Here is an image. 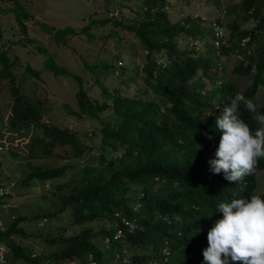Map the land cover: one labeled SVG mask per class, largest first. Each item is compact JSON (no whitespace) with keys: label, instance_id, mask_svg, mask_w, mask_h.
I'll return each mask as SVG.
<instances>
[{"label":"trees","instance_id":"1","mask_svg":"<svg viewBox=\"0 0 264 264\" xmlns=\"http://www.w3.org/2000/svg\"><path fill=\"white\" fill-rule=\"evenodd\" d=\"M6 2L0 6V12H9L11 22L8 28L0 24V89L5 87L10 97L8 124L16 131L24 127L40 130L26 143L27 157L48 155L55 146L64 145L59 155L68 158L56 166L32 165L18 183L26 185L33 178L48 182L62 177L74 161L83 158L84 150L94 147L97 162L96 166L88 165L87 170L83 164L80 174L68 177L72 183L58 182L50 190V195L59 198L58 205L37 215V219L47 216L59 220L54 234L42 233V241L48 247L33 252L28 244L16 240L17 236L22 239L41 235L40 231H27L18 225L27 217L24 214L0 226V244L6 257L16 264H85L90 253L92 259L106 264H150L155 260L158 264H206L202 252L190 255L192 247L202 245L205 250L209 246L207 234L223 216L216 213L219 203L250 198L255 173L235 184L227 181L223 172H212L209 161L216 158L221 133L215 127L216 119L206 116L204 111L214 97L223 110L230 106V98L237 92L247 98L255 91L264 67V0H241L240 20L252 18L253 26L243 28L234 20L228 34L222 29L228 42L236 39L240 47L255 44L253 55H248L250 61L254 56V74L241 91L232 78L218 69V57L229 54L230 48L224 44L216 48L208 22L201 24L188 13L170 20L173 14L167 10L168 0H139L138 9L119 1V11L124 6L133 14L134 18L126 22L117 13L108 14L110 10L105 6L100 17L91 18L79 31L88 34L92 23L109 24V33L118 37L119 31H123L131 37L127 39L128 47L135 49V55L119 47L116 55L111 53L116 62L83 61L99 87L100 99L87 92L79 74L68 72L54 61L52 52L35 43L28 35L25 21H33L52 40L62 44L66 36L78 33L77 30L34 19L18 0ZM16 44L33 45V49L44 54L43 67L54 74L68 73L76 80V107L69 108L65 103L62 107L73 116L96 120L93 128H76L69 124L68 116L66 122L53 123L48 118L51 103L46 91L34 89L32 97L23 92L24 76L37 78L39 70L18 61L11 49ZM216 49L218 56L214 54ZM122 54L126 56L124 61ZM250 68V63L236 61L230 72L236 78ZM97 72L109 74L108 82L118 79L117 86L103 83ZM125 73L127 78H123ZM218 76L221 82L214 85ZM137 79L141 86H137ZM129 81L134 84L132 91L126 85ZM123 82L126 86H120ZM240 111L242 119L252 127L255 121L243 105ZM258 111L263 113L264 105L258 106ZM93 135L95 143L89 142ZM37 145L38 149H34ZM257 169H264V159L258 162ZM137 201L140 206L134 209ZM121 219L133 225L128 228ZM38 222L40 226L42 223ZM91 222H95V227ZM69 225H76L77 229L66 233ZM117 229L119 234L113 237ZM106 236L109 243L104 245ZM161 247L170 248L169 260H162Z\"/></svg>","mask_w":264,"mask_h":264},{"label":"rangeland","instance_id":"2","mask_svg":"<svg viewBox=\"0 0 264 264\" xmlns=\"http://www.w3.org/2000/svg\"><path fill=\"white\" fill-rule=\"evenodd\" d=\"M22 3L24 8L28 10L34 19L43 21L51 26H72L78 33L66 36V42H55L52 40L49 33L41 31L39 27L31 20H26L28 26V35L32 36L35 43L42 44L46 47L47 52H52L54 61L66 68L68 72L79 74L82 79V85L85 86L88 93L91 96H97L101 98L99 87L93 82L92 73L85 68L84 62L100 61L105 59L110 62H116V52L119 47L127 49L128 54L135 55V49L128 47L127 39L131 37L123 32L119 31L118 37L112 32L109 33V24L92 23L89 26L88 34L79 31L80 28L86 24L91 18H98L103 14L105 6L109 8L111 13L116 11V16L123 18L126 22L130 18H134L131 11H127L124 6L120 11L119 3L124 2L132 9H138L140 6L139 0H18ZM120 1V2H119ZM167 10L172 12L171 19L178 18L179 16H185L187 13L192 17L196 15L199 17L201 24H207V18L211 15L219 13V7L224 5L227 9L226 15L223 17V26L225 34L229 32V24L232 21H237L240 27L249 28L253 26L254 21L252 18L241 21V0H168ZM7 4L6 0H0V6ZM11 16L9 12H0V24L5 28H8L11 22ZM128 18V19H127ZM239 22V23H238ZM246 38H244L245 40ZM243 40V41H244ZM231 47L233 50L242 47L239 46V41L236 39L231 41ZM8 41H6V44ZM5 44V45H6ZM183 45L182 42H180ZM33 45H12L11 49L18 55L19 62L30 64V66L39 70V76L37 78L29 77L27 74L24 76V82L22 83V89L29 97L33 95L32 90L43 89L46 91L48 101L51 106L48 111V118L53 123L66 122L67 118L71 119L69 124L79 128L85 129L87 127L93 128L96 125V120L87 116L76 117L70 114V112L62 107V104H67L69 108L74 109L76 107V101L74 96V90L77 87L76 80L68 73L54 74L51 70L43 67L42 60L44 54L33 49ZM131 48V49H130ZM215 51V50H214ZM114 52L115 55L111 54ZM124 61L126 59L125 54H122ZM136 58V56H134ZM230 55L222 54L218 57V69L222 71V74L227 78H232L235 85L240 89L250 82L252 71L248 74H241L235 78L230 72L232 64L236 60L232 59ZM121 60V61H122ZM136 61L139 60L136 58ZM141 62V60H140ZM139 62V63H140ZM119 63V61H117ZM84 66V67H83ZM20 69V68H19ZM98 73V72H97ZM101 76L103 83L109 87H115L118 84V79L108 82L109 74L104 76L102 72L98 73ZM123 78H127L126 73ZM235 78V80H234ZM107 79V80H106ZM120 80V78H119ZM137 82H140L137 79ZM142 82L137 86H141ZM126 84V83H125ZM124 82L120 86L125 85ZM128 90L134 89L133 83L129 81ZM125 85V86H126ZM4 87V86H3ZM248 99L253 100L257 104H264V79L260 78L258 88L254 94ZM9 102L10 97L7 89L4 87L0 89V183H3L8 190V194L0 197V221L1 226L6 224L16 215L24 214L27 217L20 220L18 225L24 226L28 231H40V236H32L29 238L16 237L17 241L22 244H28L33 252H38L45 247H48L44 241H42V233L50 231L54 234L58 230L55 226L59 222L57 217L47 218L45 216L42 219V224L39 226L36 224L41 217L37 219V215L46 212L51 206H56L59 203L57 195H50V190L55 187L58 182L72 183V180H68V177H72L75 174H80L81 166L84 164L83 169L87 170L88 165L96 166L95 147L91 150H84L83 158L78 161H74L73 165L69 166L65 170V174L62 177L52 179L51 181H44L40 179H31L28 184L21 185L18 183V179L22 176L30 166L43 165V166H56L64 164L68 161V158H61L59 152L63 146H55L51 154L38 155L36 157H27L28 147L26 143L33 136L38 135L40 130L36 127H24L19 131L8 124L9 119ZM261 114H264L261 113ZM65 116H68L65 118ZM257 127L259 125L257 124ZM95 143L96 136H92L89 142ZM38 149V145L36 148ZM14 152L15 154H13ZM58 154V155H57ZM264 171L260 170L256 173L257 186L253 193H264ZM63 188V187H62ZM35 218H32V215ZM65 215V212L64 214ZM66 217V216H65ZM63 217L60 222L63 224L65 221ZM92 227H95V222L90 223ZM77 229L76 225H69L66 233L72 232ZM241 263V262H240Z\"/></svg>","mask_w":264,"mask_h":264},{"label":"clouds","instance_id":"3","mask_svg":"<svg viewBox=\"0 0 264 264\" xmlns=\"http://www.w3.org/2000/svg\"><path fill=\"white\" fill-rule=\"evenodd\" d=\"M219 10V13L211 15L212 18L211 16L207 18V22L209 27H212V21L221 17L220 27L222 31L224 28L223 17L227 11L224 5H221ZM189 16L199 22V17L196 18V15L192 17L189 14ZM226 42L228 43L226 46L230 48V53L227 55H230L233 60L239 61L241 64H251L248 72H253L252 78L254 74V56L252 57L253 60L250 61L248 55L252 54L255 44L253 42L249 45L243 44L241 49L233 50L230 45L231 42L227 40ZM235 52L240 55V58L234 56ZM214 54L219 55L215 51ZM219 71L221 72V70ZM260 77L264 79V67L260 71ZM220 82L221 78L218 76L214 85H219ZM247 85L241 89L235 86L241 91ZM202 92H204V88H202ZM249 97L246 98L243 94L237 92L234 97L230 98V106L224 107L223 110L217 97H214L204 114L216 119L215 127L221 133L215 153L216 158L209 161L212 172L214 174L223 172L224 178L235 184L242 183L246 176L255 173L254 191L257 186L256 173L260 170L264 171V169H257L258 162L264 159V114L258 111V106L264 104L259 105L248 99ZM241 105L255 121L252 127L242 119ZM257 124L259 127H257ZM253 191L250 198H233L230 202L218 204L216 213H222L223 216L215 221L214 226L207 234L209 246L205 250L202 245L193 246L190 255L192 252L193 254L196 253L195 251L202 252L206 264H229V262L232 264H264V198H262L264 193H253ZM139 206L140 201H137L132 207L135 209ZM107 244L104 243V245ZM159 255L162 256V260H169L170 248L161 247ZM98 262L106 264L104 261ZM150 263L158 264L157 260Z\"/></svg>","mask_w":264,"mask_h":264},{"label":"built area","instance_id":"4","mask_svg":"<svg viewBox=\"0 0 264 264\" xmlns=\"http://www.w3.org/2000/svg\"><path fill=\"white\" fill-rule=\"evenodd\" d=\"M108 14H116V11H114L113 13H111V11H110ZM220 22H221V17L218 20L212 21V34H213V36H215L214 44H215L216 48H217L218 44H224V45L228 44L226 42L225 38L223 37L221 27H220ZM218 51L219 50L216 49L215 53H219ZM234 56L240 58V55L236 52L234 53ZM4 194H8L7 187L4 185H0V197L3 196ZM137 205H138V203H137ZM42 219H44V217L41 218V220H39L38 224L42 223ZM121 220L124 224H128V228H130L133 225V223L128 221V220H125V219H121ZM0 226H1V221H0ZM118 234H119V230L117 229L113 237H117ZM103 241L105 244H107L109 241V238L106 236V237H104ZM5 251L6 250H5L4 246L0 244V264H16V263L10 261L6 257ZM49 264H57V263L50 262ZM60 264H70V263H60ZM86 264H104V263L95 261L94 259L91 258V255L88 254L86 257ZM150 264H154V263H150Z\"/></svg>","mask_w":264,"mask_h":264},{"label":"water","instance_id":"5","mask_svg":"<svg viewBox=\"0 0 264 264\" xmlns=\"http://www.w3.org/2000/svg\"><path fill=\"white\" fill-rule=\"evenodd\" d=\"M110 163H111V161L108 162V164H110Z\"/></svg>","mask_w":264,"mask_h":264}]
</instances>
